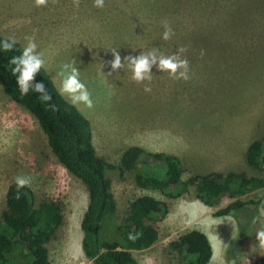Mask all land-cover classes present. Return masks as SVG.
Returning <instances> with one entry per match:
<instances>
[{
	"label": "rangeland",
	"instance_id": "rangeland-1",
	"mask_svg": "<svg viewBox=\"0 0 264 264\" xmlns=\"http://www.w3.org/2000/svg\"><path fill=\"white\" fill-rule=\"evenodd\" d=\"M164 22L174 33L168 41L162 39ZM0 35L15 37L23 47L32 38L58 90L63 65L76 61L93 103L91 108L76 107L91 122L97 154L109 162L119 164L124 152L138 145L177 155L181 179L190 184L213 172L238 171L264 179V171L245 158L251 142H264V0H105L103 8L93 7V0H80L79 8L73 0H48L40 8L34 0H0ZM181 46L187 48L182 54L189 62L187 81L169 79L154 66L152 91L145 93L148 82L132 81L126 61L123 69L107 75L112 48L123 62L151 49L172 55ZM143 161L151 167L162 163L152 156ZM135 172L113 173L114 221L127 216L139 196H153L167 206L152 222L159 231L157 242L132 251L140 264H188L169 242L198 224L207 230L235 227L225 255L228 264H253L264 253L255 237L264 228V185L241 197L255 203L220 217L198 209L203 202L192 186L177 194L172 185L175 194H165L139 187ZM17 176L31 177L37 199L62 205L64 221L46 243L52 263L92 264L81 250L86 186L58 162L37 119L0 83V214ZM233 200L226 192L211 208L216 211ZM106 227L104 232H110Z\"/></svg>",
	"mask_w": 264,
	"mask_h": 264
},
{
	"label": "trees",
	"instance_id": "trees-1",
	"mask_svg": "<svg viewBox=\"0 0 264 264\" xmlns=\"http://www.w3.org/2000/svg\"><path fill=\"white\" fill-rule=\"evenodd\" d=\"M6 37L0 35V41ZM18 42L10 52L0 50V83L4 92L16 103L25 107L38 121L46 135L48 146L58 162L87 188L88 204L83 213L81 250L92 264H140L133 256V250L151 247L159 239V231L152 224L159 214L166 212V204L153 196L134 198L129 213L119 223L117 200L113 189L114 171L135 170V181L142 188H156L163 193L177 194L192 186L197 199L205 205L214 206L226 192L234 200L213 212L214 216H227L241 210L254 201L242 199L251 191L264 185V179L248 176L244 172H213L198 176L199 180L183 181L181 159L170 153L151 152L134 145L128 148L119 164L109 162L97 154L88 118L64 96L59 94L52 78L44 68L36 74L33 83L42 82L52 97L48 104L38 100V93L30 91L21 96L16 77L9 69V60L23 50ZM55 105L52 110L48 105ZM144 156L162 161L160 166L151 167ZM142 159L138 165L139 159ZM246 162L252 168L264 171V142H251L245 153ZM16 184L7 189L5 209L0 214V264H53L46 243L56 234L64 221L60 202L51 199H37L31 187L21 189L16 199ZM109 226L110 232L106 226ZM139 234L135 240L129 234ZM182 260L188 264H206L212 256L208 236L191 228L177 239L169 242ZM253 264H264V253L254 259Z\"/></svg>",
	"mask_w": 264,
	"mask_h": 264
},
{
	"label": "clouds",
	"instance_id": "clouds-1",
	"mask_svg": "<svg viewBox=\"0 0 264 264\" xmlns=\"http://www.w3.org/2000/svg\"><path fill=\"white\" fill-rule=\"evenodd\" d=\"M58 0H53V3H57ZM48 0H34V6L37 8L46 7ZM80 0H73V5L79 8ZM105 0H93V7L103 8ZM164 32L162 39L168 41L174 35L173 30L167 22L163 23ZM28 43L24 46L22 52L18 56H13L9 60V69L13 76L16 77V84L18 85L21 96L27 95L30 91L38 93V100L42 104H48L52 100V97L45 89V85L42 82L33 83L36 74L44 66V59L42 54L37 51V45L32 38H27ZM18 41L15 37H7L3 41H0V50L4 52H10L14 49ZM111 54L113 59L107 61L111 71L107 75H112L114 72L125 67V61L127 67L131 71V79L137 84H144V92L150 93L151 81H152V69L155 68L160 73H167L169 79L173 80H189V62L186 58H182V54L187 51V48L181 46L177 49L176 53L165 56L159 54L157 49H151L146 52H141L138 56H126L122 62L121 55L117 48H112ZM203 55V52H201ZM76 61L73 60L69 64L63 65L62 71L58 74L62 77L59 87V94L66 96L72 105H84L87 108L93 106L90 93L87 87L79 79V71L74 67ZM52 110H55V105H48ZM16 184V199L21 197V189L31 186V177L17 176L14 178ZM139 234H129L130 240L137 239ZM256 241L260 249H264V228L257 231Z\"/></svg>",
	"mask_w": 264,
	"mask_h": 264
},
{
	"label": "crops",
	"instance_id": "crops-1",
	"mask_svg": "<svg viewBox=\"0 0 264 264\" xmlns=\"http://www.w3.org/2000/svg\"><path fill=\"white\" fill-rule=\"evenodd\" d=\"M92 140H93V137H92ZM198 209L202 210L203 214L206 212L210 214L214 212L211 206L205 205L204 203L200 204L198 206ZM198 216H199V213H198ZM196 229L205 233L211 242L212 256H211L210 261L206 264H228L225 255H226L227 246L235 235V227L233 225H231L228 228L225 226H217L215 228L216 230L209 229L210 231H212V232H209V230H207V225L205 226L203 224L202 225L198 224ZM214 237L215 239H213Z\"/></svg>",
	"mask_w": 264,
	"mask_h": 264
}]
</instances>
